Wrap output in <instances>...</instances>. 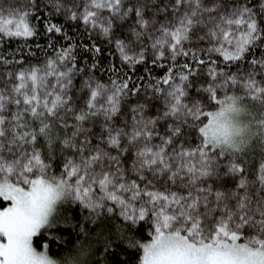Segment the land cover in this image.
<instances>
[{"label":"snow or ice","instance_id":"obj_1","mask_svg":"<svg viewBox=\"0 0 264 264\" xmlns=\"http://www.w3.org/2000/svg\"><path fill=\"white\" fill-rule=\"evenodd\" d=\"M0 264H264V0H0Z\"/></svg>","mask_w":264,"mask_h":264}]
</instances>
